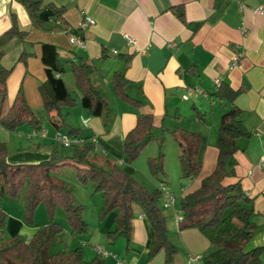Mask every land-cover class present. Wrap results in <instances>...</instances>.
Returning a JSON list of instances; mask_svg holds the SVG:
<instances>
[{"label": "crops", "instance_id": "0c3cea01", "mask_svg": "<svg viewBox=\"0 0 264 264\" xmlns=\"http://www.w3.org/2000/svg\"><path fill=\"white\" fill-rule=\"evenodd\" d=\"M21 1L0 0V71L12 70L7 82L10 104L21 92L37 117L40 119L42 115L49 121L42 92L48 79L42 55L44 44L55 46L65 66L59 77L77 102L75 109L63 111L67 125L80 128L91 137L95 147L93 162L101 164L102 159L109 157L139 181L135 177L137 169L128 163L124 152L125 138L136 127L139 112L118 96L113 85L114 75L123 73L130 82L127 94L141 101L140 112L153 115L155 137L158 139L166 132L163 163L167 176L160 177L159 181L175 196V204L164 209L160 202V207L166 217L168 236L178 249L174 264H187L190 256L204 258L212 249L209 240L198 230L180 231L181 202L186 195L200 188L202 179L209 176L217 164L218 132L221 119L229 109L226 103L214 97L219 86L227 83L235 90L245 89L235 105L242 111L241 120L250 137L236 141L239 150L235 156V174L224 183L240 182L253 200V221L257 231L251 249L264 247V170L258 166L259 158L264 155V0H46L47 4L65 8L68 30L58 21L37 28ZM179 7L184 8L187 23L200 24L194 34L175 15L174 9ZM259 8L263 10L262 15L255 13ZM85 15L95 20V26L80 29ZM14 25L26 33L24 39L4 38ZM78 30L85 42L84 49L70 41V35H75ZM125 34L133 37L137 48L145 50L146 54H140L134 48L126 49ZM114 50L119 52L117 56L112 53ZM239 50L245 55L233 67ZM82 63L94 68L92 82L108 104L107 120L92 117L81 106L82 94L77 89L72 65ZM198 112L204 114L202 120L197 117ZM82 119H89V124L85 126ZM50 127L52 130L43 125L42 131L48 133L43 137L42 132L37 133L31 127L25 133L22 129L8 132L0 126V141L8 146V162L13 165L38 164L51 157H62L57 155L55 148L54 137L58 131L52 125ZM176 129L198 133L207 139L203 169L197 179L180 178L181 172L178 175L174 159L178 166L180 149L170 134ZM59 132L67 133L66 130ZM11 144H15V149L10 148ZM149 146L144 151L145 163L156 156L159 142L154 141ZM168 160L175 169L171 181L172 173L166 167ZM65 170L56 174L61 182L66 177ZM149 184L152 186L151 190L147 188L150 191L161 187L151 181ZM78 189L82 200L79 201L76 192L75 198L85 207L84 219L88 223L86 204L93 205L96 234L91 238L85 235L75 238L71 230L65 229L61 246L74 250L72 246L80 239L86 247L84 257L88 255L93 260L99 255L98 249H104L110 253L104 257L107 264H116V259L124 257L131 264L165 263L163 251L148 260L155 233L140 206L133 205L132 238L123 251L120 242L111 243L107 238L115 229L117 213L113 212L101 221L103 195L92 192V188ZM85 191L90 201H86ZM88 225L91 229L90 223ZM108 244L115 248L121 246L118 252L123 257L105 247ZM261 264H264V254Z\"/></svg>", "mask_w": 264, "mask_h": 264}, {"label": "trees", "instance_id": "16d2710c", "mask_svg": "<svg viewBox=\"0 0 264 264\" xmlns=\"http://www.w3.org/2000/svg\"><path fill=\"white\" fill-rule=\"evenodd\" d=\"M21 2L37 28H43L51 21H58L68 30L64 19L65 8L47 4L46 0ZM174 13L191 29L192 34L197 31L200 24L187 23L183 7L175 8ZM74 33L81 37L79 30ZM25 36L26 33L19 31L16 25L4 34L7 40L15 37L24 39ZM42 61L48 77L42 92L49 123L56 131L66 130L70 136L82 138L85 144L73 146L71 156L51 157L38 164L13 165L8 162L6 143L0 141V205L5 197L16 199L24 193L26 221L33 224L35 212L42 203L46 205L50 219L47 225L37 230L31 240H26L23 236L6 239L4 231L8 216L0 208V264H107L101 255H97L92 261H86L83 249H57L64 244L66 232L55 220L58 207L64 209L73 237L84 236L89 230L84 219L85 208L77 204L74 189L56 178V174L66 168L76 172L81 184H91L95 193L103 195L101 220H105L113 212L117 213L115 229L107 235L111 243L123 237L130 244L133 205H138L155 233L148 260H153L163 251L164 264H174L178 249L168 236L166 217L160 207V190L150 191L140 185L109 157L102 159L101 164L93 162L95 147L90 141L91 137L80 128L68 126L65 121L63 111L75 109L77 102L59 77L65 71V66L55 46L43 45ZM72 71L77 89L82 94L81 106L92 117L107 120L108 104L92 82L94 68L87 63L73 64ZM11 73V69L0 71V126L9 132H16L27 125L39 133L43 130L42 121L25 103L22 93L19 92L12 105L9 102L7 82ZM129 84L123 73L117 72L114 75L113 85L118 96L139 112L136 127L127 134L124 141L125 157L128 163L135 162L149 144L158 140L159 154L156 158L149 159L148 165L154 176L166 175L163 168L166 132L158 139L155 137L154 117L140 112L143 107L141 101L127 94ZM244 92V88L235 90L227 83L219 86L214 97L226 103L229 109L221 119L218 132L217 164L214 171L202 179L200 188L186 195L181 202L180 231L198 230L211 243L212 249L203 258L204 264H261L264 254V247L246 250L257 231V225L253 221V200L247 196L240 182L224 183L226 178L235 174V156L239 150L236 141L250 137L241 120L242 111L235 105L237 98ZM197 117L202 120L204 114L198 112ZM170 134L180 149L182 178H199L207 150V139L198 133L180 129Z\"/></svg>", "mask_w": 264, "mask_h": 264}, {"label": "rangeland", "instance_id": "374dc122", "mask_svg": "<svg viewBox=\"0 0 264 264\" xmlns=\"http://www.w3.org/2000/svg\"><path fill=\"white\" fill-rule=\"evenodd\" d=\"M40 116H41L40 120L42 121V124L46 128H49V129L52 130V128L50 127L51 125H50L49 121L47 119H45L44 116H42V115H40ZM28 128H29V126L26 125V126L20 128V129H22L21 132H25L26 130H28ZM156 141H158V140H156ZM56 145L57 146L55 148L57 150V155L60 154L62 156H65V155H69V154L72 155L73 154L72 149H65V148H63L61 145H59L57 143H56ZM149 145L144 149V151L147 148L150 147ZM14 146H15V144H13V145L11 144L10 148L11 149L12 148L15 149ZM144 151L142 152L140 157L135 162L131 163L132 167L137 169L135 177H137L139 179V181H137L133 177L132 178L135 181L139 182L140 185H142V186L144 185V187H146L148 189H150V187H152L151 184H149V181L154 183V185H156V186L158 185V187H160L161 183L159 181V178L167 176V174H166L167 171L165 170V166H163V168H164V171H165L166 175H160L159 177L154 176L151 173V171H150L148 162L145 163V161H144V159H145ZM150 151H151V149H150ZM158 154H159V146H158L157 153L155 154L156 156H154L153 158H156L158 156ZM169 159H170V157H169ZM168 162H167L166 167H168L170 169V172L172 173V176H169L170 177L169 180L171 181V178L175 177V169L173 168V165H170V161L169 160H168ZM174 163L176 164V168H178V175H180V172L182 174L180 160H179L178 166H177V163H176V159H174ZM66 169H67V170H65V172H66L65 176L66 177L64 178V180L62 182L67 184V185H69L71 188L74 189V191L78 194L79 201H81L82 198L80 200V195H79L80 190L78 189V187L79 188L80 187L84 188L82 190H87L85 188H92V192H94L93 185H91V184L90 185L81 184L78 181V179H77L76 172L73 169H70V168H66ZM176 175H177V170H176ZM181 176L182 175H180V178H181ZM176 178H177V176H176ZM59 179L62 180L61 178H59ZM73 183H75V185L77 184V186H75ZM87 186H90V187H87ZM86 192L87 191H85V193H84V195L87 198L86 201L87 200L90 201V199L88 198L89 195H87ZM97 194H99V193H97ZM76 202H77V200H76ZM86 205H87L86 219L89 221V223L91 225V229L88 230V233L85 236H87L88 238L89 237L91 238L92 235L96 234L95 230L93 228V225H95V219H93V216H92L94 208H93V205H91L90 203H87ZM178 206H179V203H178ZM0 208H2V210L8 216L7 217L6 228H5V231H4V235H5L6 239H13V238H15L17 236H23L26 240H30V239H32V237L34 236V233L37 232L38 229H40L41 227L47 225L49 223V221H50L49 215H48V211H47V207H46V205L44 203H42V204H40L38 206V208H37V210L35 212L33 224H29L26 221V218H25V196H24V193H21L16 199H9L8 197H5V199L2 201V204L0 205ZM55 220L60 221L62 226L65 227V229L71 230L70 225H69L68 220H67L66 213H65V211H64V209L62 207H58V209L56 210ZM117 241L121 243L122 247L121 246L120 247L123 249V251H126V249L128 247L127 240L125 238H123V237H119L118 239H116L115 242H117ZM109 244L107 246H105V247H107L109 249L112 248L113 251L115 250L117 253H119L118 251L121 250L119 245H117V247L115 248L114 246L112 247ZM72 247H73L72 249H83V251L86 250V247L83 246V242L80 241V239H79V241H75V243H74V245ZM252 247H253V243H250L247 246L246 250L247 251L251 250ZM57 249L61 250V251H65L66 250L65 246H61V245L58 246ZM87 251H88V249H87ZM84 254H85V252H84ZM119 255H121V257H123L121 253H119ZM85 258H86L85 259L86 261H92L93 257L91 258L90 256L86 255Z\"/></svg>", "mask_w": 264, "mask_h": 264}, {"label": "built area", "instance_id": "2783aa9c", "mask_svg": "<svg viewBox=\"0 0 264 264\" xmlns=\"http://www.w3.org/2000/svg\"><path fill=\"white\" fill-rule=\"evenodd\" d=\"M255 13L257 14H263V10L261 8L259 9H256L255 10ZM96 22L94 19H92L91 17L85 15L84 18H83V21L81 22L80 24V29H86L87 27H93L95 26ZM124 38V41H125V48L126 49H130V48H134V50L140 54H143L145 55L146 54V51L145 50H140L137 48V43H136V40L131 37L130 35L128 34H125L123 36ZM70 41L73 45H76L82 49L85 48V42L84 40L77 36V35H74V34H71L70 35ZM114 55H118L119 52L114 50L112 52ZM245 55V52L243 50H239L237 53H236V56L233 60V67L237 65V63L241 60V58H243ZM83 121V124L85 126H87L89 124V119H82ZM41 135L43 137H45L48 133L45 132V131H41ZM54 141L55 143L61 145L63 148L65 149H71L73 146H82L85 144V141L82 139V138H76V137H72L70 136L69 134L67 133H63V132H57L55 137H54ZM258 166L259 168H261L262 170H264V155L261 156L258 160ZM161 194H162V197H161V204H162V207L164 209H167V208H170L172 207L174 204H175V196L168 190V188L165 186V185H162L160 188H159ZM98 254L103 256V257H106V256H109L110 253H108L106 250L104 249H98ZM116 264H131L130 262L124 260V259H116ZM187 264H204V260H203V257L201 256H190L188 261H187Z\"/></svg>", "mask_w": 264, "mask_h": 264}]
</instances>
